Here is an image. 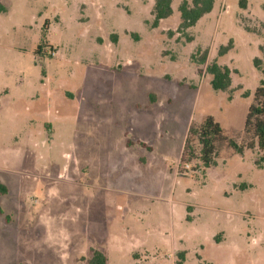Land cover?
Listing matches in <instances>:
<instances>
[{
  "label": "rangeland",
  "instance_id": "374dc122",
  "mask_svg": "<svg viewBox=\"0 0 264 264\" xmlns=\"http://www.w3.org/2000/svg\"><path fill=\"white\" fill-rule=\"evenodd\" d=\"M183 1L154 25L156 0H0V264H88L93 249L106 264H264V166L244 130L264 0H215L180 32ZM208 115L227 139L207 167L184 145Z\"/></svg>",
  "mask_w": 264,
  "mask_h": 264
},
{
  "label": "trees",
  "instance_id": "16d2710c",
  "mask_svg": "<svg viewBox=\"0 0 264 264\" xmlns=\"http://www.w3.org/2000/svg\"><path fill=\"white\" fill-rule=\"evenodd\" d=\"M173 0H156L155 2V18L154 25L160 23L162 19L170 17L174 9L172 7ZM215 0H184L180 6V23L178 30L185 31L197 24V22L214 8ZM117 39L116 35L113 36ZM233 44L231 39L227 45L221 46L219 54H225ZM41 48L39 44L37 51ZM208 57V50H204L202 54V62L205 63ZM256 65L260 66V59L257 58ZM208 72L212 75L211 85L215 90H227L232 84V70L229 66L220 64L214 60L207 66ZM251 92H244V97H249ZM247 133H251L253 140L248 144V148L258 146L260 155L256 159V165L262 168L264 166V80L256 88L253 94V100L249 105L248 113L245 120V129ZM224 129L221 124L215 120L212 115H208L201 124L191 123L186 136L184 145V155L189 158L198 157L196 154V141L201 145L200 155L205 166H211L214 157L218 153V145L226 140ZM230 145L239 153L243 154L244 145L237 144L234 140L229 139ZM7 187L0 181V193H6ZM185 252L180 254V260L177 264H183ZM107 256L100 250L93 249L92 257L88 264H106Z\"/></svg>",
  "mask_w": 264,
  "mask_h": 264
}]
</instances>
